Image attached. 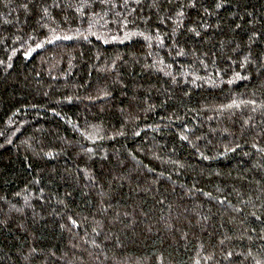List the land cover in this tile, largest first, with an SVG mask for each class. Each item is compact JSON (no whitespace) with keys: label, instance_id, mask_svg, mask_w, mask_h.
<instances>
[{"label":"trees","instance_id":"trees-1","mask_svg":"<svg viewBox=\"0 0 264 264\" xmlns=\"http://www.w3.org/2000/svg\"><path fill=\"white\" fill-rule=\"evenodd\" d=\"M0 264H264V0H0Z\"/></svg>","mask_w":264,"mask_h":264}]
</instances>
